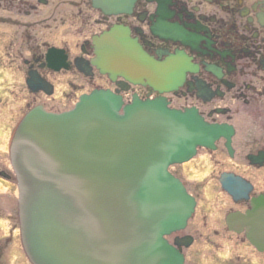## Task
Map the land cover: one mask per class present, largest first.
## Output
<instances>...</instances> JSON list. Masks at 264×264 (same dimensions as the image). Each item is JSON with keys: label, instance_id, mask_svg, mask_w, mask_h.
Segmentation results:
<instances>
[{"label": "water", "instance_id": "water-1", "mask_svg": "<svg viewBox=\"0 0 264 264\" xmlns=\"http://www.w3.org/2000/svg\"><path fill=\"white\" fill-rule=\"evenodd\" d=\"M94 44L95 68L112 81L115 74L147 75L157 89L171 73L121 32L104 33ZM54 59L60 64L53 66ZM64 59L61 51L46 53L55 70L65 67ZM25 84L32 92L52 93L35 72ZM223 130L194 111L168 109L163 99L132 97L124 104L109 90L83 94L60 113L41 106L28 110L8 154L29 263L184 264L181 247L191 238L175 237L170 244L164 237L185 228L195 203L167 168L190 159L197 147H212ZM219 181L233 199L241 193L239 178L223 174ZM225 221L235 232L244 228L249 244L264 252V195Z\"/></svg>", "mask_w": 264, "mask_h": 264}, {"label": "flooded vegetation", "instance_id": "flooded-vegetation-1", "mask_svg": "<svg viewBox=\"0 0 264 264\" xmlns=\"http://www.w3.org/2000/svg\"><path fill=\"white\" fill-rule=\"evenodd\" d=\"M117 32L171 71L158 90L147 75L115 74L112 81L95 68L94 39ZM49 50L62 52L64 68L48 67ZM20 64L25 78L35 72L53 92L57 77L65 76L63 83L78 96L104 89L123 102L163 99L168 109L194 111L205 123L222 126L212 147L196 148L190 159L167 168L195 202L184 231L175 237L189 236L192 242L199 237L187 229L199 208L197 176L215 179L220 189L221 175L231 174L242 181L235 182L241 193L233 199L222 192L231 204L223 223L248 244L244 228L231 231L225 219L243 214L251 199L264 195V0H0V66L16 67L18 73ZM14 128L0 133L5 153L0 154V264H24L8 157Z\"/></svg>", "mask_w": 264, "mask_h": 264}, {"label": "rangeland", "instance_id": "rangeland-1", "mask_svg": "<svg viewBox=\"0 0 264 264\" xmlns=\"http://www.w3.org/2000/svg\"><path fill=\"white\" fill-rule=\"evenodd\" d=\"M25 71L26 67L22 64L18 66V73L16 67L0 66V133L9 132L8 129L14 128L23 114L36 104H41L46 110L52 111L70 109L80 93L79 91L70 93L69 87L63 83L65 76H58L53 95L46 97L42 94H31L24 84ZM64 93L69 96L64 97ZM2 148L0 147V154L4 155ZM196 183L200 185L199 208L193 219L189 221L187 229L199 237L183 250L185 263L264 264V254L255 252L251 246L241 240V236L231 234L225 229L223 217L231 204L226 195L220 191L216 180L202 178L199 175ZM213 231H218V235H214ZM22 259L26 264L25 258Z\"/></svg>", "mask_w": 264, "mask_h": 264}, {"label": "bare ground", "instance_id": "bare-ground-1", "mask_svg": "<svg viewBox=\"0 0 264 264\" xmlns=\"http://www.w3.org/2000/svg\"><path fill=\"white\" fill-rule=\"evenodd\" d=\"M73 107V106H72Z\"/></svg>", "mask_w": 264, "mask_h": 264}]
</instances>
